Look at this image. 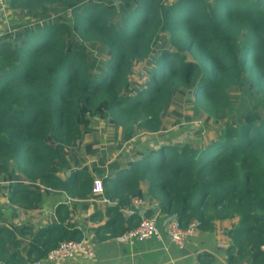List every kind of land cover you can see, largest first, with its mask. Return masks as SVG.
Masks as SVG:
<instances>
[{
    "label": "trees",
    "instance_id": "1",
    "mask_svg": "<svg viewBox=\"0 0 264 264\" xmlns=\"http://www.w3.org/2000/svg\"><path fill=\"white\" fill-rule=\"evenodd\" d=\"M7 3L20 21L0 38V182L9 204L37 210L41 190L87 200L100 181L97 195L113 203L111 222L94 231L100 241L140 223L138 212L112 228L140 199L204 231L238 219L231 249L264 264V0ZM187 98L192 117L230 120L206 147L162 144L127 167L107 164L92 149L98 141L80 153L86 117L124 130L126 143L134 127L165 132V113ZM85 155L98 156L95 177ZM69 215L58 208L54 222L29 229L30 241L0 226V264H31L63 242L85 241Z\"/></svg>",
    "mask_w": 264,
    "mask_h": 264
},
{
    "label": "crops",
    "instance_id": "2",
    "mask_svg": "<svg viewBox=\"0 0 264 264\" xmlns=\"http://www.w3.org/2000/svg\"><path fill=\"white\" fill-rule=\"evenodd\" d=\"M12 16H14V13L13 10L8 8L7 0H0L1 32L12 24ZM142 135L147 134H139V136ZM134 137L132 136L126 144H132V148L136 146L135 148L140 154L151 150H158L162 145L161 143L155 145L150 140H140ZM91 143L95 144L97 141H92L87 143V145ZM92 149L102 152L106 151L107 164L109 165L118 163L122 167H127L129 162L137 159L135 158L136 153L134 150L125 151L121 149L111 156V152L108 154L107 148L99 143L94 145ZM83 152L84 150H80V153ZM97 157L90 158L85 155L87 163H84V166L89 167V172L94 177L95 174L92 167L97 161ZM69 176L70 173L59 175L63 180ZM4 185H8V183L0 182V188ZM142 190L146 192L147 187L143 186ZM10 191V189L2 188V193L0 194V226L6 227L18 240L30 241L33 233L29 229L33 228V231H36L47 227L51 222L55 221L57 209L63 207V210L69 211L71 223L83 232L86 243L94 250V257L90 259H84L83 256L77 255L71 259L45 262L44 264H253L251 259H244L242 254H239L237 248L231 249L233 244V235L231 233L237 227L239 223L238 219L217 221L212 231L201 230L188 241L184 248L180 249L170 241L165 232L167 219L159 217L157 215V206L151 205L146 201V204L139 207L137 211H139L141 218L149 216L159 217L161 238L123 244L118 241L117 237L100 241L99 238L102 235H99V237L95 236L94 231L96 228L107 226L111 222V217L108 216L107 212L108 208L113 205L105 202L106 198L102 196L100 197L94 193L87 200H76L68 197L66 194L46 193L44 190H41V204L39 208L37 210L26 211L9 204L8 196ZM121 213L122 223H116L112 228L119 227L120 225L126 226V219L128 217L123 213V210ZM64 214L63 212V217H65ZM262 251L264 253V247Z\"/></svg>",
    "mask_w": 264,
    "mask_h": 264
},
{
    "label": "rangeland",
    "instance_id": "3",
    "mask_svg": "<svg viewBox=\"0 0 264 264\" xmlns=\"http://www.w3.org/2000/svg\"><path fill=\"white\" fill-rule=\"evenodd\" d=\"M19 22V16H12V24L9 25V28L11 25L18 24ZM240 93V91L238 93L234 92L233 98L238 96ZM188 99L189 98L186 100L184 99L185 102L182 99H178L165 113L163 117L165 129L164 133L139 136V134L143 133V131L137 127H134L128 133L135 136L134 138L137 137V139L140 140H150L155 145L161 143L169 146H179L183 143H189L198 149L206 147L210 144V142L218 139L222 133V129L228 122L230 123V120L227 117L224 120H211L207 122L205 116L194 118L192 117V108L188 103V101L191 100ZM250 104L257 112L258 107L256 106V100H250ZM188 119L190 120L188 121ZM84 122H86V125L91 130V133L79 145V150H84L87 143L98 141L99 144L107 148L108 154L111 152V156L121 149H124L125 151L134 150L136 155L139 154V151L135 148L136 146L132 148V144H126L123 142V137L126 134L124 130H115L107 122H100L98 120L92 121V118L90 119V117H86ZM105 152L106 151H104V153Z\"/></svg>",
    "mask_w": 264,
    "mask_h": 264
},
{
    "label": "built area",
    "instance_id": "4",
    "mask_svg": "<svg viewBox=\"0 0 264 264\" xmlns=\"http://www.w3.org/2000/svg\"><path fill=\"white\" fill-rule=\"evenodd\" d=\"M181 0H165V3H177ZM4 35L0 32V38ZM94 192L96 194L102 193V185L100 181H96ZM105 202L113 205L110 201L105 199ZM146 204V201L140 199H133L131 207L123 210V213L129 218L138 213L137 209ZM160 219L158 216H149L141 218L140 223L133 229L128 230L118 238V241L123 244H131L134 242L147 241L153 238H161V232L159 229ZM201 231V223L199 221H193L192 223L184 226L179 221H172L166 225L165 232L170 241L174 243L180 249L184 248L188 241ZM77 255L83 256L84 259H90L94 257V250L86 243L66 241L60 244L57 248L50 251L46 258L35 261L31 264H44L45 262H56L64 259H71Z\"/></svg>",
    "mask_w": 264,
    "mask_h": 264
},
{
    "label": "water",
    "instance_id": "5",
    "mask_svg": "<svg viewBox=\"0 0 264 264\" xmlns=\"http://www.w3.org/2000/svg\"><path fill=\"white\" fill-rule=\"evenodd\" d=\"M174 220H175V217L168 218L167 219V224L170 223V222H172V221H174Z\"/></svg>",
    "mask_w": 264,
    "mask_h": 264
}]
</instances>
